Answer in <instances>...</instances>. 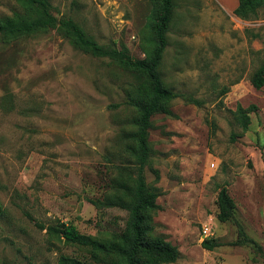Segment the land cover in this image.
<instances>
[{"label":"rangeland","instance_id":"rangeland-1","mask_svg":"<svg viewBox=\"0 0 264 264\" xmlns=\"http://www.w3.org/2000/svg\"><path fill=\"white\" fill-rule=\"evenodd\" d=\"M98 44L143 59L154 46L144 0H47ZM225 0H174L161 62L178 97L172 116L149 130L146 183L157 190L154 235L177 247L173 264H264V86L252 75L264 63V8L253 21ZM23 13L0 0V19ZM135 78L108 58L74 48L55 30L0 44V264H95L88 251L49 235L58 223L80 234L121 230L126 212L97 210L122 164L124 132L135 110ZM251 108L246 132L236 107ZM226 186L234 219L217 220ZM203 227L218 244L201 247ZM252 244H240L241 232Z\"/></svg>","mask_w":264,"mask_h":264},{"label":"trees","instance_id":"trees-1","mask_svg":"<svg viewBox=\"0 0 264 264\" xmlns=\"http://www.w3.org/2000/svg\"><path fill=\"white\" fill-rule=\"evenodd\" d=\"M15 1L21 5L23 13L0 19V44L7 45L36 33L55 30L74 48L96 58L110 59L136 80L127 94V103L135 110L132 130L122 135V139L127 141L123 150L127 159L122 158V164L114 167L116 174L102 199L90 200L97 210L117 208L126 212L123 228L92 237L80 234L73 225L58 223L47 228L49 235L63 239L70 245L86 248L90 260L95 264L175 263L180 257L177 247L163 237L154 235L153 219L159 210L156 203L158 193L146 183L144 176L151 154L148 134L152 118L159 114L171 117L170 104L178 97L164 84L160 73L174 14V0H148L151 6L148 28L154 46L146 57L137 60L123 50L108 49L98 44L71 18L55 17L47 0ZM263 8L264 0H237L232 14L242 21H253ZM250 82L255 89L264 86V63L252 75ZM252 110L253 107H236L234 120L242 132L248 129ZM226 189L225 185L220 187L216 198V218L221 223L232 221L235 213L234 201ZM240 232V244L255 245L246 239L242 230ZM200 243L207 251H212L218 245L210 238ZM62 261L64 264H81L66 258H62Z\"/></svg>","mask_w":264,"mask_h":264},{"label":"crops","instance_id":"crops-1","mask_svg":"<svg viewBox=\"0 0 264 264\" xmlns=\"http://www.w3.org/2000/svg\"><path fill=\"white\" fill-rule=\"evenodd\" d=\"M145 2H146V5H147V9H146V16H148L149 15V13H150V10H151V6H150V3L148 2V0H144ZM226 2H227V4H229V12H231L232 13V11L236 8V6H237V0H225Z\"/></svg>","mask_w":264,"mask_h":264},{"label":"built area","instance_id":"built-area-1","mask_svg":"<svg viewBox=\"0 0 264 264\" xmlns=\"http://www.w3.org/2000/svg\"><path fill=\"white\" fill-rule=\"evenodd\" d=\"M211 236V230L208 227H203L202 229V237L203 239L209 238Z\"/></svg>","mask_w":264,"mask_h":264}]
</instances>
